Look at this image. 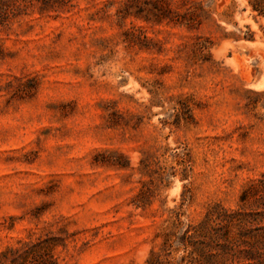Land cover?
<instances>
[{"label":"rangeland","instance_id":"obj_1","mask_svg":"<svg viewBox=\"0 0 264 264\" xmlns=\"http://www.w3.org/2000/svg\"><path fill=\"white\" fill-rule=\"evenodd\" d=\"M263 174L249 0H32L0 25V253L149 264L176 212L237 208Z\"/></svg>","mask_w":264,"mask_h":264},{"label":"trees","instance_id":"obj_2","mask_svg":"<svg viewBox=\"0 0 264 264\" xmlns=\"http://www.w3.org/2000/svg\"><path fill=\"white\" fill-rule=\"evenodd\" d=\"M28 1L32 0H0V25L20 14ZM42 1L50 3V0ZM249 3L254 11L264 15V0H249ZM157 17L170 18L166 9ZM239 200L237 208L214 204L200 221L186 226H182L180 213L176 212L172 222L176 230L162 234L163 242L152 252L149 264H171L169 256L175 242L176 250L184 249L179 264H264V174L243 189ZM247 204H255L256 208L246 210ZM48 243L40 238L24 241L18 247H6L0 258L12 255L9 264H58L51 252L47 257L37 254Z\"/></svg>","mask_w":264,"mask_h":264}]
</instances>
